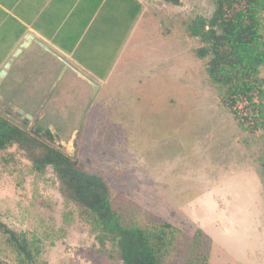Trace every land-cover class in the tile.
Here are the masks:
<instances>
[{"label": "rangeland", "instance_id": "rangeland-1", "mask_svg": "<svg viewBox=\"0 0 264 264\" xmlns=\"http://www.w3.org/2000/svg\"><path fill=\"white\" fill-rule=\"evenodd\" d=\"M147 2L145 12H133L125 45L93 69L100 81L75 155L106 180L127 222L166 230L162 264H264L262 132L242 131L219 104L193 52L198 41L185 31L213 2ZM60 67L54 83L32 85V93L20 85L18 98L5 101L41 114L26 127L52 126L54 143L70 153L92 89ZM62 209L50 167L39 175L15 146L0 152V220L38 238V263L116 264L110 243L102 247L75 214L65 222ZM198 254L206 260L195 262ZM0 263L16 264L1 233Z\"/></svg>", "mask_w": 264, "mask_h": 264}, {"label": "trees", "instance_id": "trees-1", "mask_svg": "<svg viewBox=\"0 0 264 264\" xmlns=\"http://www.w3.org/2000/svg\"><path fill=\"white\" fill-rule=\"evenodd\" d=\"M178 5L180 0H163ZM209 16L195 14L185 23L186 33L197 39L193 52L204 60L210 84L217 90L219 104L228 110L242 130L261 131L264 143V0H212ZM51 139L32 134L26 127L0 112V152L15 146L43 174L50 167L62 200L63 219L72 215L86 224L102 247L111 245L109 255L116 264H162L166 239L164 228L142 227L127 222L112 204L110 186L99 174L86 170L78 155L72 157L54 143L48 127H33ZM264 188V149L260 161ZM169 226V225H165ZM0 233L14 253L16 264L38 263L40 244L35 235L15 231L0 220ZM200 230L196 232V235ZM105 250V249H104ZM207 254L195 255L200 262ZM7 264V263H0Z\"/></svg>", "mask_w": 264, "mask_h": 264}, {"label": "crops", "instance_id": "crops-1", "mask_svg": "<svg viewBox=\"0 0 264 264\" xmlns=\"http://www.w3.org/2000/svg\"><path fill=\"white\" fill-rule=\"evenodd\" d=\"M147 3L0 0V70L9 61L8 70L0 79V98L17 99L20 85H28L22 93H32V85L54 83L58 72L53 68L58 64L62 70L76 68L99 84V75L93 69L101 65L107 53L125 45L133 12L141 13ZM21 44L24 47L20 51Z\"/></svg>", "mask_w": 264, "mask_h": 264}, {"label": "water", "instance_id": "water-1", "mask_svg": "<svg viewBox=\"0 0 264 264\" xmlns=\"http://www.w3.org/2000/svg\"><path fill=\"white\" fill-rule=\"evenodd\" d=\"M24 47V44H21L20 46V51L21 49ZM44 48H46L45 46H43ZM19 51V50H18ZM17 51V52H18ZM15 52L11 58L13 56L16 55ZM8 67H9V61L7 63H5V65L3 66V68L0 70V79L2 78V76L7 72L8 70ZM66 67V65H65ZM66 68L63 69V71L65 70ZM81 78H83L84 80H86L90 86H91V89H92V95L91 97L89 98L85 108H84V111L82 113V116H81V120H80V124L78 125L77 129L73 131L72 135H71V138H70V145H71V148L69 149L70 151V155L72 157L75 156V150H76V147H77V142L79 140V137H80V134H81V130H82V124H83V119L86 115V111H87V108L89 106V104L91 103L93 97L95 96L96 92H97V88H98V84L91 78L89 77L88 75H85L84 73H82L81 71H79L78 69L76 68H72ZM2 99L0 98V101ZM9 107H11L14 112L16 114H19L17 116H11V119L18 122V123H21L22 125H27L29 124V122H32L34 120H36L37 118H39L41 116V114H38V115H31L30 113L26 112L23 108L21 107H18L17 105L13 104V103H9ZM43 112V111H41ZM27 129L34 135L36 136H40V137H43V138H46L48 141H51L50 137L45 133V132H37L35 131V129L33 127H27ZM49 130L52 134V137L55 139V141L58 143L60 141V136L59 134L56 132V130L50 126L49 127Z\"/></svg>", "mask_w": 264, "mask_h": 264}, {"label": "flooded vegetation", "instance_id": "flooded-vegetation-1", "mask_svg": "<svg viewBox=\"0 0 264 264\" xmlns=\"http://www.w3.org/2000/svg\"><path fill=\"white\" fill-rule=\"evenodd\" d=\"M9 103H10L9 101H5V99H2L0 101V112L4 115L9 116L10 118L11 116L19 115V114H16L11 107H9Z\"/></svg>", "mask_w": 264, "mask_h": 264}]
</instances>
